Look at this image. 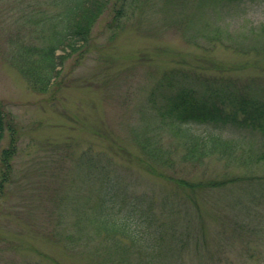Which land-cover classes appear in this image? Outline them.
<instances>
[{
  "label": "rangeland",
  "instance_id": "obj_1",
  "mask_svg": "<svg viewBox=\"0 0 264 264\" xmlns=\"http://www.w3.org/2000/svg\"><path fill=\"white\" fill-rule=\"evenodd\" d=\"M48 2L0 0V150L12 144L14 153L0 193V264L97 261L104 238L91 218L101 171L124 186L116 191L152 193L156 212L165 195L188 192L194 200L175 199L181 202L175 228L188 237L169 246L174 250L166 251L167 262L170 257L173 264H264V181L180 188L144 168L137 159L147 157L136 143L142 139L155 150L168 148L174 159L169 167H162L157 155L148 159L156 170L189 181L263 174L264 164L253 160L182 161L179 135L152 109L149 96L154 90L159 102L167 91L165 84L156 86L166 72L173 83L177 78L200 87L208 78L229 93L264 99V56L258 49L263 43L257 34L264 0H109L81 50L67 51L58 65L60 86L41 92L29 85L10 50L39 8L55 9ZM114 6L122 8L117 24ZM213 26L215 32H209ZM228 100L214 99L226 109L236 103ZM189 128L202 135L219 130L210 124ZM220 132L236 141L248 135L230 126ZM253 146L260 149L264 141L257 138ZM2 169L0 162V174ZM114 191L108 202L115 215L128 214L126 221L145 236L148 222L156 221L145 217L134 195L120 201ZM175 217L160 214L165 222ZM166 228L165 243L180 237L171 236V224Z\"/></svg>",
  "mask_w": 264,
  "mask_h": 264
},
{
  "label": "trees",
  "instance_id": "obj_2",
  "mask_svg": "<svg viewBox=\"0 0 264 264\" xmlns=\"http://www.w3.org/2000/svg\"><path fill=\"white\" fill-rule=\"evenodd\" d=\"M221 1L232 4L243 0ZM108 2L109 0H49L47 4L54 6L55 9L44 13V10L39 8L33 22L23 27L24 35H20L16 41H12L10 50L12 61L33 89L44 92L50 87L56 90L60 86L58 65L62 64L68 52L81 50V47L88 40L91 26L102 11L108 7ZM121 9L117 6L112 9V20L116 24L119 21V13H122ZM215 30V26H213L209 32H215ZM257 30V34L261 36L263 43L258 49L260 54L264 56V23L260 24ZM208 38L212 39L211 36ZM58 50H62V52L58 53ZM168 74L165 72L156 84V86L165 84L168 87L166 88L167 91L162 93L159 102H157L154 90L151 91L149 98L152 102L151 107L156 114L163 117L173 134L179 135V141L184 150L181 153L182 161L201 163L208 158L216 160L236 158L240 162L253 160L254 163L262 162L264 164V147L258 149V147L253 146L257 138L264 141V99H248L232 89L229 93L226 87L217 86L208 78L207 84L199 85L200 87L196 84H181V79L178 80L177 78L173 83V79L171 80V77L167 76ZM177 74L183 77L185 75H181L182 73L179 72ZM206 97L207 99L212 98V101L208 102ZM225 98H228V101L235 100L236 103H232L233 106L226 109L214 101V99L222 100ZM2 116L0 111V139L2 137ZM190 124H210L219 130H217L218 132L209 131L206 135H202L201 132L191 130ZM226 126L244 130L248 135L241 141H236L220 132V128ZM10 141L14 142L13 136L10 137ZM136 143L147 159L157 155L156 160H159L162 167H169L174 160L168 148L164 150L157 145L160 149L155 150L147 145L149 144L148 140L145 142L142 139L137 140ZM9 146L0 150V162L3 166L0 174V193L7 180L11 168L10 159L14 154L12 144ZM238 146L242 148L236 152ZM147 159L138 158L137 160L147 171L174 182L180 188L217 189L241 180H249L250 182L251 179H258V182L264 181V172L263 174L233 172L222 176H213L207 180L189 181L156 170L152 165V163L155 164L152 162L153 159H148L150 162H146ZM98 176L91 221L98 230V234L103 236L104 241L99 246L101 254H97L101 257L92 264H173V258L169 257L168 262L166 261V251L170 249L169 252H171L174 249L169 248V246L182 243L183 239L187 241L188 237L184 236L186 231L179 232V229L175 228L177 222L175 214L180 212L179 205H181V202L175 199L189 198L193 200L189 197L188 192L165 195L159 202L161 206L159 212H156L153 209L157 201L152 193H136V191L129 190L132 193L127 194L122 190L116 191V188L124 187L118 183L116 178L109 179L108 175L102 171ZM113 187L115 188L114 195L120 201L134 195L135 203L140 205V209L146 214L145 217L148 220L156 221V224L152 225L147 220L148 230L144 232L145 236L138 229H135V223L132 226V223L126 221L128 214L123 218L115 215L111 201L108 202ZM120 192L122 196H120ZM260 193L264 195V191ZM114 203L116 204L115 201ZM160 214H165L168 218L175 217V222L173 219L165 222V220L160 219ZM88 218L89 216L86 220ZM169 224L174 227L173 230H170L171 236L180 235V237H174L173 240H168L165 243L163 238L165 229H168L166 227ZM186 226H189L188 220Z\"/></svg>",
  "mask_w": 264,
  "mask_h": 264
}]
</instances>
